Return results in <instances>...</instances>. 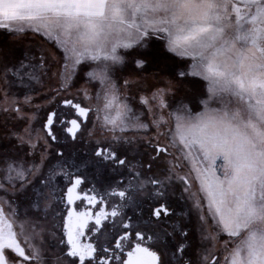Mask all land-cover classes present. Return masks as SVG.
Instances as JSON below:
<instances>
[{
  "label": "snow or ice",
  "instance_id": "1",
  "mask_svg": "<svg viewBox=\"0 0 264 264\" xmlns=\"http://www.w3.org/2000/svg\"><path fill=\"white\" fill-rule=\"evenodd\" d=\"M0 264H264V0H0Z\"/></svg>",
  "mask_w": 264,
  "mask_h": 264
},
{
  "label": "flooded vegetation",
  "instance_id": "2",
  "mask_svg": "<svg viewBox=\"0 0 264 264\" xmlns=\"http://www.w3.org/2000/svg\"><path fill=\"white\" fill-rule=\"evenodd\" d=\"M97 178L101 180V182H107L110 179V173L105 170L104 173Z\"/></svg>",
  "mask_w": 264,
  "mask_h": 264
}]
</instances>
